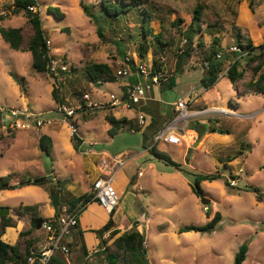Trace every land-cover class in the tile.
I'll return each instance as SVG.
<instances>
[{
  "label": "rangeland",
  "instance_id": "1",
  "mask_svg": "<svg viewBox=\"0 0 264 264\" xmlns=\"http://www.w3.org/2000/svg\"><path fill=\"white\" fill-rule=\"evenodd\" d=\"M259 1L263 0H255V3ZM38 2L45 35L51 41L52 59L66 63L68 69L62 72V79L56 82L50 72L35 71L30 52L11 48L0 34V107H28L44 116L49 113L53 120V123L42 128L32 125L30 129L18 130H5L0 122V176L15 173L12 183L19 182L22 175L45 176L48 179L39 185L28 184L21 188L0 190V206L9 207L16 214V208L20 204L35 205L39 207V216L52 218L59 205L52 202L51 190L63 196L60 200L56 196L57 203L62 204L72 196L90 192L94 189V181L101 175L97 165L104 159V152H109L114 157L119 153H127L129 159L113 180L120 196L113 215L119 233L111 236V230L107 231L103 237L108 240L107 244L135 224L138 227L144 222L147 224L143 223V229L138 227V230L145 237L144 245L150 264H235L236 254L244 243L248 244V252L242 264H264V93L239 95L226 74L229 60H226L217 82L206 88L202 80L208 74L207 68L195 58H179L178 49L184 46L185 36L180 35L173 25L174 19L180 17L186 27L193 20L196 5L205 4V12L212 24H203V31L197 35L196 40L203 39L209 44L213 36L217 35L221 38L222 47L228 48L237 43L240 30L245 37L254 38L261 31L264 34V27L254 22L249 28H245L237 18L242 12H250V0H146V8L152 13L151 20L146 25L153 28L154 34L161 32L166 37L172 34L175 38V45L159 48L156 55L161 68L169 77L157 86L162 89L160 105L169 114L175 101L186 98L191 102L189 112L206 110L199 117L196 116L198 119H188L186 128L194 127L199 134L193 144L189 138L184 140V144L187 145L189 141L193 145L188 160H193L190 163L194 172H210L217 176L212 181L201 182L203 197L207 199V203L193 191L191 182L189 185L183 174L179 173L180 175L168 180L171 188L164 187L152 175L145 158L151 153L143 152L149 143L144 146L142 132L131 128L139 125L135 109H97L81 113L76 121L77 137L70 135L69 120L57 112L58 103L52 94L55 87L58 88V96L68 106H76L87 92L97 99L107 98L110 92H120L121 83L128 79L96 84L88 77L86 65L107 62L115 70L119 59L126 56L141 57L140 43L146 37L149 43L154 41L152 33L147 36L143 33L142 9L132 8L114 18L103 13L100 0H84L91 6L95 5L97 16L90 17L84 12L80 0ZM49 6L59 8L64 17H56L49 11ZM242 6L246 11L242 10ZM13 8V0H0V17L4 18L0 20V28L26 26L24 11L14 14ZM99 30L103 32V36ZM29 31L26 28V32ZM154 57L150 48L143 59L148 64H153ZM245 65L243 60L241 68L244 69ZM170 77L175 81L173 86L170 84L171 87ZM250 77V71H246L244 80L247 81ZM241 84L242 82L239 83L240 86ZM230 101L232 104L237 102V107L232 106ZM217 106L225 107L230 114L213 111ZM125 113L135 116L129 126L122 127L108 119L110 114H114L116 118H128ZM175 116L176 112L173 117ZM200 119L205 122H199ZM210 125L218 131L225 129L230 132L232 143L222 151L219 146L209 143L210 139L205 142L202 140L208 136L203 135L210 129ZM43 134H48L51 138V154L40 146ZM76 138L83 140L80 147L76 146ZM150 141L151 146L156 144L157 149L186 165L184 146L168 144L163 140L156 142L154 138ZM197 148L200 152L194 151ZM109 161L111 166L117 163V160ZM156 162L159 166L172 168L163 161ZM104 163L109 165L106 161ZM113 169L115 170V166ZM139 171H143L144 176L139 177ZM122 172L137 180L136 189H131L128 183L124 194L119 192L118 183ZM56 180H60V184ZM232 180H236L237 185H232ZM138 183L142 184L144 190L137 189ZM97 206L94 202L86 211L78 213L77 217L81 218L85 214L89 216L88 212L93 214ZM217 211L221 212L222 220L214 231H178L179 227L188 224H206ZM63 212L65 213L64 209ZM97 213L100 217L98 221L102 217L110 219L106 211ZM97 213L95 216H98ZM137 215L141 216L139 219L143 222L139 220L138 224L134 222L127 226V220L131 221ZM21 219L23 220L18 226L7 228L3 237L6 242L15 244L19 233L29 229L33 234L31 238L35 241L43 240L47 234L45 229L35 230L28 216ZM121 223L127 227H122ZM93 224L97 228L100 226L95 218ZM91 258L86 264H107L95 252Z\"/></svg>",
  "mask_w": 264,
  "mask_h": 264
},
{
  "label": "trees",
  "instance_id": "2",
  "mask_svg": "<svg viewBox=\"0 0 264 264\" xmlns=\"http://www.w3.org/2000/svg\"><path fill=\"white\" fill-rule=\"evenodd\" d=\"M99 4L105 15L114 18H118L132 8L142 9L144 21L142 26L143 33L145 36H147L148 33H152L154 35V41L152 40L151 43H149V40L146 37V39L139 45V55L142 58H145L151 48L155 54V57L153 58V69L155 71L162 69L156 55L159 52V48L175 45V38L172 34L169 37L164 36L161 32L154 34L153 28L146 25L152 17V13L146 8V0H100ZM13 5L14 14L24 11L27 17V23L26 26L20 27H1L0 34L2 39L15 50L30 52L33 57V68L35 71L40 73L50 72L51 60L53 57L50 53L51 50L47 45L48 39L44 32L38 0H13ZM80 5L86 15L90 17L97 16L94 11L95 5L91 6L85 3L84 0H80ZM254 5L255 0H250L249 6L252 10L255 9ZM30 7L33 8L31 9ZM48 9L54 13L56 17H64V13L61 12L59 8L49 6ZM206 10L207 6L205 4L198 3L193 13L192 22L187 24L186 27L182 24L184 22L182 18L177 17L174 19L173 25L176 31L180 35L185 36L184 46L178 49L179 58H195L196 60L203 62V66L208 70L207 76L202 80L203 85L206 88L211 87L217 82L219 75L223 71V66L226 60H229V69L226 74L240 94L264 93V41L255 45L250 37H245L242 34L241 30L238 32L236 44L249 50V55L243 59L246 64L244 69L241 68L243 60L237 58L238 53L236 52L225 51L222 53L221 57H218V54H220L223 49L220 36H213L209 44L203 39L196 40L197 35L201 34L203 31V24H212L210 22V17L207 12H205ZM2 19L4 18L0 17V20ZM26 28L30 30L28 33L26 32ZM99 33L103 36L101 30H99ZM246 71H250L251 73V77L247 81L244 80ZM86 72L90 80L96 84L115 82L118 80L114 73V69L107 62L90 63L86 65ZM11 73L14 78L17 79L16 75L13 72ZM240 82H242L241 86L239 85ZM174 83V78L170 77L169 87H171L170 84L173 86ZM57 89L58 88L55 87L52 90V94L57 103H64L63 98L58 96ZM230 104H232L231 101ZM108 119L113 124L121 125V121L116 119L112 114L108 115ZM211 129L212 131H215V128ZM74 137H77V135ZM40 146L48 154H51L53 146L51 138L47 134L41 136ZM149 152L155 159L170 164L186 175L190 179L193 191L203 199L204 203H207V199L203 197L204 191L201 187V182L204 180H214L217 177L215 174L197 173L190 170L181 163L173 160L167 154L159 151L156 144L149 147ZM14 175L15 173H9L5 176H0V190L21 188L28 184L39 185L43 184L44 181L48 179V177L45 176L31 177L28 175H22L20 176L21 179L19 182L12 183ZM56 183L60 184V180H57ZM227 185L231 186L229 182H227ZM50 195L52 197V202L59 206L52 218H44V220L51 221L54 226L57 227L56 219L59 214L63 212L64 206L67 207L68 213H79L83 207L95 200L96 191L93 189L90 192H86L79 196H72L70 199L66 200L65 205L57 203V197H59L60 200L63 196L60 194L58 195L55 190H51ZM38 208L39 207L35 205L20 204L16 208V215L18 217L11 215L0 216V264H41L39 258L42 250L37 249L34 246L33 239L27 237L28 234H30L31 229L28 231H21L15 244H10L3 238L8 227H16L18 225V220L21 216H28L30 218L41 217L37 213ZM115 211L116 208L110 212V219L104 226L93 230L100 238V249L96 251L97 255L103 257L107 264H150L147 257V250L144 245L145 237L143 233L138 230L136 224L116 237L110 244H107L108 240L103 238L104 233L110 230V233L112 232L111 236H115L119 233V230L115 228L114 224L113 215ZM221 220L222 214L220 211H217L206 224H188L180 227L179 232H212L217 228V225ZM76 227H78V223L74 228ZM33 228L35 229V227ZM23 239L24 242H22ZM247 252L248 244L244 243L240 246L239 251L236 254L235 264H242L246 259ZM30 256L35 258L33 262L29 261ZM50 264H64V262L55 255L51 259Z\"/></svg>",
  "mask_w": 264,
  "mask_h": 264
},
{
  "label": "built area",
  "instance_id": "3",
  "mask_svg": "<svg viewBox=\"0 0 264 264\" xmlns=\"http://www.w3.org/2000/svg\"><path fill=\"white\" fill-rule=\"evenodd\" d=\"M30 8L32 9L33 7ZM47 45L50 48L51 41L49 39L47 40ZM225 51L238 53L237 58L240 60L245 59L249 55L248 49H244L238 44H233L228 48H223L218 57H221ZM67 69L66 63L51 60L50 73L56 81L62 79L61 74ZM228 69L229 67L226 71ZM114 73L118 78L117 81L128 79V81L121 83L119 93L110 92L107 98L97 99L87 92L82 95V99L76 106L58 103L57 112L64 115L66 120H69L68 125L71 136L74 137L78 133L76 121L79 115L97 109L134 108L138 112L139 123L145 125V113L142 111V107L153 98L152 92L154 88L167 80L168 76L163 69L155 71L153 64H148L142 57L134 58L129 56L119 59L118 67L114 70ZM190 103L186 98H179L174 103L176 116L155 134L154 140L156 142L163 140L166 143L175 145H181L184 142L186 126L191 116V112H189ZM203 111L204 113L206 112V110ZM0 122L5 130H18L22 128L30 129L32 125L36 128H42L45 125L53 123V120L49 116V113H47V116H44V114L35 113L28 107H0ZM181 122L185 123L180 124ZM124 163L125 161L119 158L115 168L121 167ZM114 172L100 176L94 181L95 199L109 212L117 208L120 201V196L113 184ZM139 174L141 175V172ZM237 183L236 180L231 181V184L234 186ZM77 215L78 213H68L65 210V213H60L56 219L57 227L51 221H44L42 228L48 233V245L41 251L39 258L41 264H50L51 259L58 253L64 255L70 254L69 238L72 235L73 228L78 223ZM34 260L33 256L29 257L30 262Z\"/></svg>",
  "mask_w": 264,
  "mask_h": 264
},
{
  "label": "crops",
  "instance_id": "4",
  "mask_svg": "<svg viewBox=\"0 0 264 264\" xmlns=\"http://www.w3.org/2000/svg\"><path fill=\"white\" fill-rule=\"evenodd\" d=\"M254 7H255V9L252 10L249 6L250 12H248V13L242 12L241 15L240 14L237 15V18L240 20V22L243 24V26L245 28H249L254 22L257 23L260 27H264V13L262 12L264 10V0L259 1L258 3L256 2ZM242 10L246 11L244 6H242ZM250 38L253 40L255 45H258L264 41V34L261 31L256 36H254V38L252 36H250ZM161 93H162V89L160 90L159 87H155L153 92H152L153 98L151 100L147 101L146 104L142 107V111L145 113V120H146L145 125H141L139 123V118H138V114H137L136 118L138 120L139 125H137L136 128L131 126L133 131L140 130L142 132V134H143V145L144 146L146 143L147 144L149 143V145H146L144 147L143 152L148 151L147 153H150L149 152V147H151V141L150 140L154 138L155 134L160 129H162L168 122H170L169 120H171V118H173V115L175 113L174 103L176 101L172 104V108L169 110L170 111L169 114H167L164 111L163 107L160 105ZM238 94L242 95L239 92H238ZM248 94H255V93H248ZM231 105L234 107H237L238 103L236 102V103L231 104ZM214 108L215 109H212L213 111L218 110L220 113H228V111L223 106H217ZM202 110L203 109H200L197 111H191L190 118L194 117V119H198L196 116L199 117L201 114H203L204 111L202 112ZM216 113H218V112H216ZM125 114L128 116V118H126V117L116 118V119L121 121L120 124L122 127L129 126L133 122V117H135L134 115L132 116L128 113H125ZM228 114H230V113H228ZM112 115H114V114H112ZM198 121L201 123L205 122L204 119H200ZM211 128H215V131H212ZM198 134H199L198 131L194 127L186 128L184 138L185 139L186 138L191 139V141H192L191 143L193 144L198 139V137H197ZM229 134H230V132L228 130L220 129V131H218V129L216 127H213L210 125V129H208V131H205V133L203 135V136H205V135H208V136L206 138L203 137L202 140L204 139L203 141L205 142V141H207V139H210L209 143H212V144L219 146V150L222 151L225 147L229 146L232 143V137H230ZM191 143L188 141V144H187L188 146L186 144H184V142L181 144L185 148L184 155H186V159H187L186 165H184L182 163L181 164L185 167H188L190 170H192L191 168H193V165H191V163H190V162H193V160L192 161L188 160L189 154L191 152V148L193 147V145H191ZM168 144H170V143H168ZM158 150L161 151L159 148H158ZM194 151L200 152L198 148ZM127 156H129L127 153L126 154H120L119 153L117 156L114 157L109 152H104V159L100 163H98V165H97L98 169L101 173L100 176H105L107 174H110L111 172H114L113 168H114V166H116V163L114 166H111L108 163V162H110L109 160H111V161L113 160V162H115L119 158H122L126 162V160L129 159ZM134 156H132V157H134ZM235 157L236 156H234V158ZM145 158L147 160V168L152 170V175L158 180V182L160 184L164 185V187L171 188V184L168 180L171 177L180 175L179 173L183 174L180 170L175 169L173 166H172V168H166V167L161 166V165L159 166V164H157L156 161L159 162L160 160L155 159L152 154L149 157H145ZM105 161L109 165L106 166V164L104 163ZM99 164H100V166H99ZM124 164L117 169L115 168L116 172H114L115 173L114 176H116V173L118 172V170L120 168H122L124 166ZM140 172H141V175L139 174ZM208 173H210V172H208ZM120 175H121V181H119V182L117 181V182L119 183V192L121 194H124L125 190L127 189L126 187H128V183H129V187H131V189H133V190L136 189L135 187L137 186V184H136L137 180L134 177H131V176L128 177L125 172L120 173ZM138 175H139V177H142V176H144V172L139 171ZM184 176L186 177V178L183 177L184 180L187 182V179H188V184L190 185V179L186 175H184ZM56 182H57V180H56ZM138 186L139 187L137 189L144 190V188H142V184L138 183ZM138 191L139 190H136V192H138ZM75 196H79V195H75ZM94 202L97 203L98 208H94L95 210H93L94 212L91 215L88 212L89 216H87L85 214L81 218L79 217L78 218V227L73 228L72 235L69 238V240H70L69 247H70L71 253L69 255H66V256H63L64 254H62V253L57 254V256L64 262V264H80V263L86 264L88 262V259L89 260L92 259L91 257L93 255V253L94 252L96 253V251H98L100 249V238L98 237L97 233H95L93 230L98 229L101 226H104L109 221V219L106 217H104V218L102 217L101 221H98L100 219V217H99L97 212L106 211V213H108L107 215H109V216H110V212L108 210H106L101 204H99L96 199L93 202L88 203L85 207H83L80 212L82 213V211H86L90 206H92L94 204ZM63 205H65V204H63ZM63 209L67 210V207L64 206ZM80 212H79V214H80ZM95 212L97 213L98 216H95V214H96ZM10 215L13 216L16 214L15 213L13 214L11 212V209H10ZM90 216H92V217H90ZM16 217H18V216L16 215ZM22 217L25 218L26 216H22ZM22 217L19 218L18 224L20 223L21 220H23V219H21ZM140 217H141L140 215H137V217H133V219H131V221L127 220L128 221L127 226H131V224L134 222H136L138 224L139 220L141 222H143V220L139 219ZM94 218H95L96 222L100 223V226L98 228L95 224H93ZM142 219H144V218H142ZM144 221L147 222L146 219H144ZM143 223H140L138 225L139 229H143ZM144 224H147V223H144ZM127 226H124L122 224V227H124V228H126ZM35 230H40V229L35 228ZM178 231H179V229H178ZM30 234L31 235L29 236V238L33 239L34 246L37 249L43 250L48 245V233L46 235H44L43 240H37V241H35L34 238H31V236H33L32 232H30ZM103 237H104V235H103ZM90 264H93V263H90Z\"/></svg>",
  "mask_w": 264,
  "mask_h": 264
},
{
  "label": "water",
  "instance_id": "5",
  "mask_svg": "<svg viewBox=\"0 0 264 264\" xmlns=\"http://www.w3.org/2000/svg\"><path fill=\"white\" fill-rule=\"evenodd\" d=\"M83 144V140L81 138L76 139V146L80 147ZM10 209L9 207H1L0 206V216L2 215H9ZM32 226L36 229H41L44 223L43 217L31 218Z\"/></svg>",
  "mask_w": 264,
  "mask_h": 264
}]
</instances>
